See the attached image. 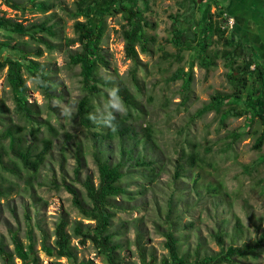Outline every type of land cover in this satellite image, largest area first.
Instances as JSON below:
<instances>
[{
  "label": "rangeland",
  "instance_id": "374dc122",
  "mask_svg": "<svg viewBox=\"0 0 264 264\" xmlns=\"http://www.w3.org/2000/svg\"><path fill=\"white\" fill-rule=\"evenodd\" d=\"M13 1L17 2V7L0 0V16L25 26L44 21L54 33H37L33 38L24 31H12L0 20V60L10 55L9 49L3 46L6 42H26L33 50L38 48L40 55L30 54L28 58L48 69L52 95L46 96L31 76L30 69L23 67L26 105L32 110L31 118L27 120L14 102L6 79L7 67L0 68V130L4 125L17 124L26 139L33 140L31 128H38L36 141L40 143L38 139L43 137L52 143L44 163L34 174L9 151L8 139L2 140L5 151L2 152L3 163L0 162V242L11 252L9 264H22L15 253L14 236L24 250L35 257V264H70L66 257L49 254L44 248V243L53 246L55 225L63 218L77 261L107 264L89 240L80 243L73 235L74 221H94L74 206L72 195L65 187L71 184L84 195L82 182L85 177L89 176L94 184L98 182L97 166L92 157V131L95 128L81 125L76 113L78 101L85 95L82 75L79 65L70 64L67 56L70 49L80 48L73 24L86 18L75 15L78 0ZM118 1L127 5L125 0ZM108 2L110 0L98 2L90 18L94 26L101 24L103 27L100 46L109 63L108 69L99 67L98 75L111 80L117 75L122 77L137 98L140 109L126 108L107 87L101 86L102 91L91 97L94 110L100 113L114 109L120 113L138 114L137 124L149 123L154 129L157 146L148 152L157 173H150L146 168L131 170L124 176L128 194L116 197L118 203L126 207L115 209L111 221V228L117 231L121 243V254L134 264H140L134 243L139 229L147 254H153L154 264H160L161 257L167 254L163 231L171 229L180 239V251L189 252L190 264H201L198 262L202 257L219 253L215 233L220 231L224 246L252 244L259 238L261 243L253 255L236 256L230 262L203 261V264H264V237L261 235L264 233V144L259 149L253 147L260 131L259 123L249 115L231 113L244 106L243 100L236 105L225 101L218 110L210 107L213 94L232 92L229 74L236 65L243 63L250 54L254 61L264 63V42L257 46L249 37L263 38L264 33L260 30L264 26L261 22L256 24L253 15H247L250 12L247 4L240 0L238 9L248 18L249 31L254 36L241 31L238 19L228 13L235 23L230 29L222 25L221 28L230 38L231 46L225 47L215 33H208L212 64L201 65L200 56L193 50L195 42L191 40L198 19L205 18L208 11L212 12V5L192 8L190 0H138L145 19L153 26L145 28L147 49L141 48L143 40L135 46L139 64L134 65L124 51L122 33L127 27L124 15L106 12L104 6ZM253 4L257 6L256 2ZM215 5L218 10L223 9L221 5ZM178 34L187 41L178 43L175 39ZM45 39L54 46H47ZM187 42L191 47H187ZM224 49L230 50L229 60L221 54ZM191 63L192 80L185 97L183 80L172 79V76L179 68L188 70ZM252 82L253 78L249 83ZM114 104H119L120 108ZM75 143L81 145L84 154L77 175L74 173ZM109 145L111 153L116 155L117 141ZM193 150L203 157V180L219 182L223 185L220 192H208L203 188L197 194L190 170L174 177L176 166L181 162L186 165L187 155ZM196 249L198 256L195 259ZM0 264H6L1 257Z\"/></svg>",
  "mask_w": 264,
  "mask_h": 264
},
{
  "label": "trees",
  "instance_id": "16d2710c",
  "mask_svg": "<svg viewBox=\"0 0 264 264\" xmlns=\"http://www.w3.org/2000/svg\"><path fill=\"white\" fill-rule=\"evenodd\" d=\"M8 5L17 7V2L13 0H4ZM101 0H78L76 1L75 15H84L86 20H76L73 24L76 33V41L79 43V49H70L68 51V61L70 64L79 65L82 75V88L85 91L77 104L76 113L78 121L86 128H95L92 131V157L96 163L98 171V182L94 184L89 176L85 177L82 184L85 189L83 195L77 188L71 184H66L65 187L72 195L74 206L88 219L94 223H82L74 221L72 224L73 235L79 238L80 243H85L89 240L95 248L97 254L101 255L107 264H134L127 257L121 254V243L117 238V231L111 228V221L114 217L115 209H126L122 203H118L116 197L127 195L124 176L131 170L149 169L150 173L155 172L154 160L149 156L148 152L153 151L156 146L154 129L147 123L145 125L137 124L136 119L138 114L134 115L130 111L120 113L114 109L106 112L97 113L94 110V104L91 97L102 91V87H107L114 96L118 97L126 108H132L139 111V102L132 94L124 80L120 76L115 79H105L98 75L100 66L109 67L108 60L103 54L100 46L103 27L101 24L94 26L90 21L93 16V7ZM127 5L121 1L110 0L104 10L110 14L122 13L126 20L127 27L123 29V38L125 40L124 51L125 55L132 60L134 65L139 64L137 50L135 48L138 42H141V48L146 50L145 28L152 27L143 15V8L139 5L138 0H125ZM117 4V5H115ZM192 8H198L202 4L198 0H190ZM216 17L217 19H213ZM219 18V19H218ZM0 20L7 23L12 31H24L31 37H35L37 33L46 32L53 34L54 31L50 25H46L44 21L32 22L28 25L13 21L11 18L0 16ZM194 39L193 50L197 51L200 56L201 65L212 64L209 61V51L207 43V34L212 32L217 35V38L224 44L225 47L231 46L230 38L225 35L221 25L224 23V18L217 11L207 12L205 18H199ZM17 29V30H16ZM178 43H185L187 40L179 34L175 35ZM44 42L49 47L54 45L48 40ZM10 51V55L0 60V68L7 67L6 79L10 85L13 99L16 107L19 108L22 116L27 120L31 118L32 110L26 105V84L22 75V68L30 69V74L36 81L43 93L50 97L52 95V81L47 75L48 69L40 62L29 59L28 55H40L41 51L37 48H31L26 42L4 43ZM187 47L191 44L187 42ZM222 56L229 60L230 50H222ZM251 55V54H250ZM248 56L243 63L236 65L229 74L232 84V92L230 93H215L211 96V108L219 109L222 103L232 101L236 105L239 101H244V106L240 109L232 110L231 113L237 116L249 115L252 120H257L260 126V131L255 139L253 147L259 149L264 144V63L254 61L252 55ZM233 61L230 62L232 64ZM253 65V68L250 67ZM192 63L188 70L184 71L179 68L172 76V79L181 78L183 80V91L187 97L190 91V83L192 80L191 73ZM134 77V72L132 73ZM253 78L254 82L249 83ZM133 79V78H132ZM102 86V87H101ZM245 96V98H243ZM234 109V108H231ZM204 109L199 110L201 113ZM141 111V110H140ZM115 127V130L111 128ZM38 128H31L33 140H27L21 127L17 124H7L0 130V162L2 160V152L5 149L2 147V140L8 139L6 144L9 151L16 156L25 169L31 170L34 174L38 172L39 167L44 163L45 157L49 151L51 140L49 138H39L35 136ZM238 136L239 134H235ZM114 140L118 143V152L114 155L109 145ZM40 144V145H39ZM145 151V152H142ZM83 149L81 145L75 143V175L78 174L83 162ZM186 165L179 163L177 165L174 177L181 175L183 172L190 170L192 176L193 189L198 194L199 190L206 189L208 192L218 193L222 190L223 185L214 180L205 181L202 178L203 157L201 158L198 152L191 151L187 155ZM17 166V165H16ZM142 167V168H141ZM1 193V190H0ZM226 195L225 193H223ZM66 220L61 218L55 225L54 235L55 240L53 246H47L44 243V248L49 254L55 253L58 257H66L70 264H90L91 260L77 261L75 247L71 244L69 234L66 232ZM239 223H237L238 227ZM165 236L164 246L167 249V254L162 256L160 264H190L188 260L189 252H181L179 246V237L174 234V231L167 229L163 231ZM264 237V233L261 234ZM143 234L137 229L134 243L136 245L140 264H154L156 258L153 254H147L146 248L142 243ZM215 239L220 247L219 253L213 256H204L198 263H210L212 261L230 262L234 257H243L254 254L259 247L261 239L255 243H246L242 246L227 245L224 246L222 233L217 231ZM13 242L15 245V253L22 261V264H35V257L26 252L21 242L14 236ZM198 249L195 250L196 259ZM0 257L6 263L11 261V252H9L2 242H0ZM53 264H60L54 262Z\"/></svg>",
  "mask_w": 264,
  "mask_h": 264
},
{
  "label": "crops",
  "instance_id": "0c3cea01",
  "mask_svg": "<svg viewBox=\"0 0 264 264\" xmlns=\"http://www.w3.org/2000/svg\"><path fill=\"white\" fill-rule=\"evenodd\" d=\"M214 3L221 5L223 8V10H225L227 13H232V15L234 17H236L238 19V26L241 29V31H246L248 32L250 35L254 36V34H252L249 31V26H248V22L246 20H248V18H246V16H242L243 14L241 13L240 9H238L240 7V0H213ZM250 1H253L252 3H249ZM262 3H261V2ZM264 1V0H263ZM262 0L256 1V0H243L244 3H246V7L248 8L247 10H249L250 12L247 15H253V17L255 18V20L258 22L256 24L263 25L264 26V2ZM257 4V6H254L253 3ZM253 4V5H251ZM247 12V11H246ZM249 15V16H250ZM262 27V26H261ZM263 29L260 30L264 33V27H262ZM251 38V40H253V44L259 46L261 45L262 42H264V35L263 38H257L256 36L253 38L251 36H249Z\"/></svg>",
  "mask_w": 264,
  "mask_h": 264
},
{
  "label": "built area",
  "instance_id": "2783aa9c",
  "mask_svg": "<svg viewBox=\"0 0 264 264\" xmlns=\"http://www.w3.org/2000/svg\"><path fill=\"white\" fill-rule=\"evenodd\" d=\"M198 2L199 3H201V4H205V5H208V6H210V5H212V12H214V11H217L218 9L216 8V5H215V3H214V1L213 0H198ZM218 12H220L221 13V15H223V17H224V23H223V25H222V27H227V28H232L233 27V25H234V23H235V21H234V18L233 17H231L225 10H223V9H220V10H218Z\"/></svg>",
  "mask_w": 264,
  "mask_h": 264
},
{
  "label": "clouds",
  "instance_id": "9594fccd",
  "mask_svg": "<svg viewBox=\"0 0 264 264\" xmlns=\"http://www.w3.org/2000/svg\"><path fill=\"white\" fill-rule=\"evenodd\" d=\"M113 106L116 107L117 109L120 108V105H119V104H114ZM111 129H112V130H115V127L111 128Z\"/></svg>",
  "mask_w": 264,
  "mask_h": 264
}]
</instances>
